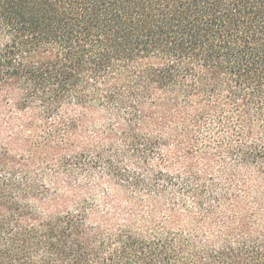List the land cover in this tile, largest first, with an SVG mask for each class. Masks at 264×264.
<instances>
[{"label":"trees","instance_id":"1","mask_svg":"<svg viewBox=\"0 0 264 264\" xmlns=\"http://www.w3.org/2000/svg\"><path fill=\"white\" fill-rule=\"evenodd\" d=\"M0 264H264V0H0Z\"/></svg>","mask_w":264,"mask_h":264}]
</instances>
